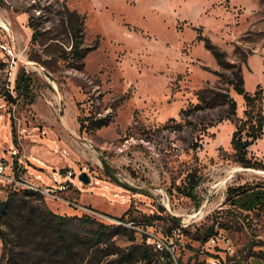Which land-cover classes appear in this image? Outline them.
<instances>
[{
	"label": "rangeland",
	"instance_id": "1",
	"mask_svg": "<svg viewBox=\"0 0 264 264\" xmlns=\"http://www.w3.org/2000/svg\"><path fill=\"white\" fill-rule=\"evenodd\" d=\"M65 7L84 18L82 47L96 44L81 69L57 59L68 45ZM29 16L38 18L40 32L31 44ZM198 35L229 61L244 52V88L252 92L260 83L264 96V0H0V43L15 53V64L0 59V200L27 189L38 193L27 201L37 205L42 199L56 214H89L133 227L134 243L146 238L152 247L150 264H208L225 243L205 248L194 234L213 223L231 247L225 264H264L249 257L264 253V170L232 161L235 123L211 126L224 107L180 117L181 109L196 103L199 88L218 84L215 72L222 71ZM18 74L24 81L16 89ZM228 91L241 118L243 100ZM6 92L17 101H8ZM90 115L107 118L108 125L80 131L79 119ZM170 118L180 127L162 128ZM248 155L264 164V136ZM82 172L88 183L78 178ZM189 174L197 180L191 190ZM242 184L252 189L227 201V188ZM128 209L142 224L119 221ZM153 213L161 217L143 224L141 215ZM20 215L0 220L7 248L20 263L52 262L61 241L33 223L19 233ZM68 226L71 234L81 233L77 223ZM114 239L119 246L131 244L123 234ZM166 241L173 263L163 261L156 246ZM71 243L73 264H87L91 252ZM3 251L0 239V264L7 258Z\"/></svg>",
	"mask_w": 264,
	"mask_h": 264
},
{
	"label": "trees",
	"instance_id": "2",
	"mask_svg": "<svg viewBox=\"0 0 264 264\" xmlns=\"http://www.w3.org/2000/svg\"><path fill=\"white\" fill-rule=\"evenodd\" d=\"M64 13L62 23L65 26L68 45L66 48L59 49L57 52V59L72 68L81 69L84 66L82 61L83 58L88 51L95 48L96 44L91 47H82V38L84 35L83 16L75 11L68 10L66 7ZM38 22L37 17L33 18L29 16L27 19V26L32 30L29 44L38 39V35L40 34ZM197 38L204 41L205 47L212 52L217 65L222 71L215 72L219 77L218 84L213 86L207 84L199 88L195 93L197 99L196 103L181 109L180 117L188 116L192 112L207 108L216 106L224 107L223 114L220 115L211 126L221 120H230L235 123V129L230 138L232 161L243 168L264 170V164L261 160L253 159L248 155L249 147L257 139L264 136V96L263 88L260 83L256 84L252 92L244 88L241 64L246 61V54L240 52L242 55L240 60L232 62L228 60L226 52L213 45L210 40L202 35H198ZM238 49L237 47V50ZM31 58L38 61L37 57L34 55H32ZM1 65H4V62L0 61V66ZM23 81V75L18 74L15 79V88L18 89ZM221 82L227 84L237 95L241 96L244 104L241 118L236 116L237 102L230 95L228 91L229 87L223 88L220 85ZM4 95L10 102L14 103L17 101L11 97L9 92L4 93ZM78 122L80 131H92L108 125L107 118H96L92 115L82 117ZM180 125L181 122H176V119L170 118L162 128L168 129L171 126L180 127ZM12 130H14V128H12ZM196 184L197 180L195 175L189 174L188 190L193 189ZM250 189L252 188L245 184L236 187H228L226 200L231 202L234 197L242 195ZM184 193L190 196V191ZM30 194L38 193L27 189L23 190L22 193L15 191L8 194L6 199L0 200V220L3 216L21 214L19 217L21 223L18 228L19 233H23V231L29 229L30 225L33 223L36 227L41 226L48 230L52 236H55L57 240L61 241L57 247L58 250L53 252V255L56 257L48 264H73L74 251L71 243L73 240L79 241L91 252L87 264L151 263L152 256L154 255L152 247L146 242V238H143L141 243H134L135 230L133 227L126 228L121 224H106L89 214H82L81 216L59 215L49 210L42 199L39 200L37 205L30 203L31 200L27 201L25 197ZM160 209L164 210L163 208ZM160 217L159 214L155 213L148 216L141 215V218L144 220L143 224L145 225H150L151 221L159 219ZM118 219L121 222H131L133 226L142 224V221L132 216L130 209L125 211ZM171 219L175 225H179L177 224V218L171 217ZM72 221L81 227V233L75 235L71 234L68 225ZM219 228L221 229V227L218 226L215 228L213 223L203 228H197L194 237L204 245L209 238L221 234ZM172 229L173 226L169 227L164 232L167 238L171 235ZM118 234L125 235L126 239L130 241L131 244L128 246L117 245L114 237ZM0 239L3 241L4 247L2 258L5 256L7 257L4 264H26L25 262L23 263V261L20 263V258L16 254L13 255L10 248H7V233L1 228ZM261 245H264V243ZM169 247H171V244L166 241V245L160 248V253L163 261L173 263V253L170 251ZM213 256L216 257L217 255L214 254ZM249 257H257L264 261V253L261 250L250 253ZM177 263L183 264L179 260H177ZM223 264H225V262Z\"/></svg>",
	"mask_w": 264,
	"mask_h": 264
},
{
	"label": "built area",
	"instance_id": "3",
	"mask_svg": "<svg viewBox=\"0 0 264 264\" xmlns=\"http://www.w3.org/2000/svg\"><path fill=\"white\" fill-rule=\"evenodd\" d=\"M0 59H4L5 62H11V64H15V53L14 50L12 48V46H10L9 43H0ZM1 169V166H0ZM220 239H222V242L225 243V245L223 247L219 246V241ZM156 246L158 248H161V243L160 242H156ZM215 247V246H219L218 248H216L217 250H214V254L217 255L212 256L209 259V263L208 264H221V262H224V257H225V253L226 251H230L231 247L228 243V241H225V238H223V236L221 234H218L216 236H214V238H209L203 245V247L207 248V247Z\"/></svg>",
	"mask_w": 264,
	"mask_h": 264
},
{
	"label": "water",
	"instance_id": "4",
	"mask_svg": "<svg viewBox=\"0 0 264 264\" xmlns=\"http://www.w3.org/2000/svg\"><path fill=\"white\" fill-rule=\"evenodd\" d=\"M78 178H79L82 182H84V183H88V182H89V178H88V176H87L84 172H82V173L78 176Z\"/></svg>",
	"mask_w": 264,
	"mask_h": 264
},
{
	"label": "bare ground",
	"instance_id": "5",
	"mask_svg": "<svg viewBox=\"0 0 264 264\" xmlns=\"http://www.w3.org/2000/svg\"><path fill=\"white\" fill-rule=\"evenodd\" d=\"M211 238H214V237H211Z\"/></svg>",
	"mask_w": 264,
	"mask_h": 264
}]
</instances>
